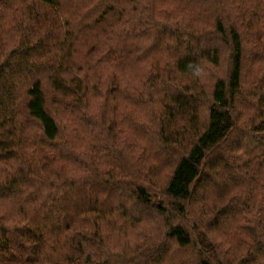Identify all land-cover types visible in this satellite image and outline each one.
I'll return each mask as SVG.
<instances>
[{
    "label": "trees",
    "instance_id": "obj_1",
    "mask_svg": "<svg viewBox=\"0 0 264 264\" xmlns=\"http://www.w3.org/2000/svg\"><path fill=\"white\" fill-rule=\"evenodd\" d=\"M0 264H264V0H0Z\"/></svg>",
    "mask_w": 264,
    "mask_h": 264
},
{
    "label": "rangeland",
    "instance_id": "obj_2",
    "mask_svg": "<svg viewBox=\"0 0 264 264\" xmlns=\"http://www.w3.org/2000/svg\"><path fill=\"white\" fill-rule=\"evenodd\" d=\"M145 141H147V140L145 139L143 142H145ZM150 143H152L151 147L153 148V150H157L158 143L156 145L155 144L156 141H153L152 139L150 140ZM158 147H159V145H158ZM160 150L162 151V149H160ZM162 154H164V153H162ZM163 156L166 158V154H164ZM158 162L159 161H158L157 157H154V158L152 157L149 164L156 165ZM161 170L162 169H160L159 171L157 170L158 172H160L159 173L160 177H162V174L164 173ZM154 188L156 189V187H154ZM157 222L160 225L161 222L160 221H157ZM159 225H157V223H153L152 221H151V223L150 222H146V223L144 222L143 226H145V228L140 232L139 237H133L130 239V241H131L130 245L133 246L136 244H147L146 240H149L150 237H152V235H154L155 238L156 237L159 238V234H161V229L163 228L162 226H159Z\"/></svg>",
    "mask_w": 264,
    "mask_h": 264
}]
</instances>
